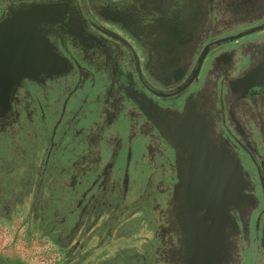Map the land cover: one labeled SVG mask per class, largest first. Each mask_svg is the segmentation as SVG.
<instances>
[{
	"label": "flooded vegetation",
	"instance_id": "af4514ba",
	"mask_svg": "<svg viewBox=\"0 0 264 264\" xmlns=\"http://www.w3.org/2000/svg\"><path fill=\"white\" fill-rule=\"evenodd\" d=\"M44 1L52 19L39 24L34 40L55 64L9 79L0 94V140L54 128L87 79L100 89L92 102L102 120L89 144L126 108L127 145L142 139L144 169L156 173L155 182L143 174L134 197L132 176L121 183L120 199H129L116 210L142 203L150 210L140 217L150 236L139 237L143 251L131 264H264V0ZM26 11L1 7L0 28ZM84 107L82 97L78 109ZM202 172L211 185L230 189L204 204L187 202L189 179ZM67 178L64 193L76 183ZM99 206L89 207L96 217ZM43 225L50 236L53 225ZM109 226L97 237H112ZM117 233L108 248L129 235Z\"/></svg>",
	"mask_w": 264,
	"mask_h": 264
},
{
	"label": "rangeland",
	"instance_id": "374dc122",
	"mask_svg": "<svg viewBox=\"0 0 264 264\" xmlns=\"http://www.w3.org/2000/svg\"><path fill=\"white\" fill-rule=\"evenodd\" d=\"M81 1L86 6L94 2ZM101 2L121 6L126 0ZM10 3L20 4L27 11L5 21L0 28V94L13 76L27 78L26 72L43 67L51 70L55 64L34 40L39 24L51 22L52 16L44 10L49 8L47 3L0 0V8ZM69 48L73 50L70 45ZM67 85L71 86V82ZM77 90L67 100L54 128L52 124L38 126L29 129V134L14 136L11 142L8 137L0 140V188L6 212L0 218V262L131 264L143 251L139 237L150 236V232L140 227L141 215L150 211H145L147 207L143 203L130 205L122 212L115 209L127 206V193L120 199L125 177L132 176L128 192L133 197L140 192L137 186L144 182L143 174L148 176L150 172L151 180L156 181V173L145 171L142 164L144 141L135 139L127 145L129 113L121 107L115 123L100 130L96 146L95 142L89 144L102 124L100 104L92 102L100 89L95 84L89 85L86 79ZM82 97L85 107L80 110ZM77 129L82 131L81 137H72ZM96 153L98 159L94 158ZM141 168L143 172H139ZM67 177H73L76 183L73 190L64 193L63 182ZM5 196L9 197L8 201ZM94 202L100 204L101 213L97 217L96 209L89 211ZM84 205L85 211L80 215ZM45 223L53 225L50 236L43 229ZM109 223H112V237H109L112 240L119 238L118 231L129 232L117 242L115 250L108 248V236L97 237L96 230L101 235L108 232Z\"/></svg>",
	"mask_w": 264,
	"mask_h": 264
},
{
	"label": "water",
	"instance_id": "95a60500",
	"mask_svg": "<svg viewBox=\"0 0 264 264\" xmlns=\"http://www.w3.org/2000/svg\"><path fill=\"white\" fill-rule=\"evenodd\" d=\"M251 31L240 34L238 36H235L234 38H239L245 34H249ZM204 150L206 147H201L198 145H193L192 150ZM199 154V153H198ZM196 174V173H195ZM207 172H202V175L200 173V177H192L189 180L193 182L192 185L188 186L186 189V197L187 202H194V204L200 205L204 204L207 200H210L214 197H217L219 195H225L228 193L230 188L226 187H216L214 185H211L208 181H210L209 176ZM228 176V174H227Z\"/></svg>",
	"mask_w": 264,
	"mask_h": 264
},
{
	"label": "bare ground",
	"instance_id": "6f19581e",
	"mask_svg": "<svg viewBox=\"0 0 264 264\" xmlns=\"http://www.w3.org/2000/svg\"><path fill=\"white\" fill-rule=\"evenodd\" d=\"M249 81V80H248ZM247 82V81H246Z\"/></svg>",
	"mask_w": 264,
	"mask_h": 264
}]
</instances>
